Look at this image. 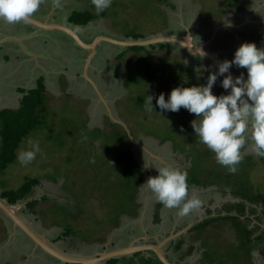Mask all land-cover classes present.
Masks as SVG:
<instances>
[{"label":"rangeland","instance_id":"1","mask_svg":"<svg viewBox=\"0 0 264 264\" xmlns=\"http://www.w3.org/2000/svg\"><path fill=\"white\" fill-rule=\"evenodd\" d=\"M179 1L184 9L179 8L169 20V30H173V33L177 32V35L185 37L187 29L190 28L192 42L202 44L211 38L208 49L219 53L228 52L224 54L226 58H233L236 49L245 42L255 43L258 48H264V38L259 37V33L264 32V0ZM155 2L165 4V0H112L110 8L105 10L111 16L108 22L109 29L119 36H129L131 39H135L136 36L150 38L159 33L158 31L165 30L168 27L166 16ZM183 12L188 20H183L181 15ZM214 31L217 35L211 37ZM129 48L134 49L125 47V56L128 52V59L121 58L116 63L118 68L114 69L111 61L112 69L101 67L102 85L99 86L101 93L84 83L82 65L73 63L71 69L67 71L62 63L49 71L47 81L50 80L51 83L46 90L49 99L45 104V111L40 113L47 118L48 127L31 131L29 136L22 139L16 152L18 154L21 148H30L29 140L38 143L40 151L30 164L22 165L17 159L7 166L0 176V182L4 183L8 191H16L30 180L38 181L26 199L38 194L39 190L40 194L48 198L49 202L42 203L36 210L42 211L41 218L51 227L56 221L65 225L70 222L72 226L84 229L86 234H90L101 228V224L94 220V216L100 219L104 217L101 207L105 208L106 204L109 209L115 210L119 206L121 201L115 193L119 190L118 183H121L123 176L125 177L126 169L117 164L111 166L119 159L107 150L120 151L125 157L127 148H130L135 160L143 167L146 166L144 160L149 153L155 158L151 159V170L167 166L185 172L191 165V158L188 155L192 154L176 151L174 143L169 141V136L177 137L178 134L179 150L183 151L188 146L194 154L199 149L203 152L207 149L206 145L191 135L193 128L190 122L195 119V114H190L184 108L178 112L163 111L156 105V97L164 93L167 99L171 90L177 86L206 84L209 74L218 71L216 66L200 55H189L177 43H166L163 47L156 44L139 46L137 52L136 50L131 52ZM108 56L112 58L110 54ZM76 69L82 76L76 83L70 82L67 76L71 77ZM222 79L223 77H218L212 89L216 95L226 93L220 86ZM148 95L153 96L150 111L145 106ZM111 116L120 119L124 124ZM110 123L116 124L124 131L129 141L120 138L118 143L115 142L109 133L113 129ZM124 125L138 144L132 142ZM99 128L107 135L97 140L93 134ZM90 140L92 142H88ZM2 143L0 141V147ZM93 147L103 150L106 148L105 154L102 156L101 150H98L96 155V149L93 150ZM100 154L101 156H98ZM243 154L255 158L250 171V181L256 186L262 185L264 165L258 160L260 156L253 151L250 139ZM101 157L107 162L106 172L117 173L119 182L111 175L112 173L109 174L105 181H102L104 188L98 192L97 197L95 185H91L89 179L92 174L94 175L93 171L99 165ZM213 167L218 172L228 171L226 166L217 162H213ZM157 175L153 173L152 177ZM52 178H57L58 181L51 182ZM147 180L148 177L139 185L140 194L137 198L143 214L135 219H125L117 235L121 242L131 240L133 235L129 233L139 232L140 228L152 230L154 236H158L155 232L159 230L169 233L173 230H182L187 224H193L195 219L206 218L207 208L215 215L229 202L236 201L228 192H222L215 187H193L191 197L198 199L200 205L185 215H178V208L169 209L158 202L155 194L145 185ZM86 196L92 200L87 198V203L80 204L79 200ZM24 200L19 201V204ZM44 209L46 213H43ZM157 209L160 210V217L164 221L159 228L153 223V215ZM70 211H73L74 216H70L72 214ZM55 226L53 228L57 230L54 233V240L61 248L86 255L98 253L101 248L100 239L106 235L102 234L98 240L91 242L84 241V244L78 237L57 239L56 237H60L65 229ZM188 238L197 246L210 245L213 247L214 256L222 255L227 264L245 262V256L237 255L239 243L236 232L227 222H216L202 232L189 234Z\"/></svg>","mask_w":264,"mask_h":264},{"label":"crops","instance_id":"2","mask_svg":"<svg viewBox=\"0 0 264 264\" xmlns=\"http://www.w3.org/2000/svg\"><path fill=\"white\" fill-rule=\"evenodd\" d=\"M190 1L188 3H190ZM192 1L195 2V0ZM155 3L157 6H160V11L166 16L167 22H169L179 8L181 10L184 9L179 0H165V4ZM83 15H89V21L86 25L77 24L79 20L78 17L81 19ZM181 15L183 16V20H188V18L184 17V12ZM114 16H116V14H114ZM30 18L37 22L31 23L27 21L9 24L0 21V113L6 110H20L24 98L29 95L30 91L38 87L41 80L45 87L44 93L49 99L46 90H48L47 86L51 82L50 80L47 81V74L49 71H52L53 68L55 69L58 64L62 63L64 66L63 68L67 71L71 69L70 66L73 63L84 66V83L89 84L91 87L93 86L95 90L101 93L99 86L102 85V68L106 66L112 69L110 61L114 65V69L118 68L116 63L120 61L121 58L125 57L128 59V52H126L127 54L125 56V47L145 46H123L114 41H108L106 38L119 42L142 41L162 36L184 38V36L175 35L173 30L158 31L159 33L150 36V38L136 36L135 39H131L129 36H119L115 31L109 29L108 22L109 18H111L110 14L108 15V12L105 10L97 13L92 4V0H40L39 8ZM56 25L71 28L80 36L83 42L93 44L95 50L92 51L89 48L80 46L73 37L61 28L55 27ZM190 25L189 23L188 26L190 27ZM187 30V35L191 36L190 28ZM215 31L211 37L217 35ZM161 44L165 45L166 43ZM161 44L156 45L161 47ZM129 50L132 52V50L135 51L136 49L129 48ZM135 52H137V50ZM215 53L219 55V52ZM108 54L112 57L111 59ZM225 59L229 60V57H222L221 60L223 61ZM81 76L82 73L76 69L75 73H73L71 77L67 76V78H70V82L76 83ZM113 76L115 79V75ZM13 163L14 162H11L8 166ZM50 181L53 182L52 179H50ZM5 189L6 187L0 188V198H2L1 196ZM39 191L35 196L28 197L27 199L25 198L21 206L16 207L13 212L31 224L40 233L45 236L48 235L49 237L47 236V238L50 241L55 242V231L53 235L49 234L50 232L48 234L46 233L48 232L47 228H49V224L41 218V211L36 210L44 203L43 200L47 198L44 194H40ZM2 199L7 205H13L9 204L6 197ZM31 201L39 202L33 211L27 208V204ZM162 219L163 218H161V220ZM17 226L19 225L15 223L13 218L0 208V264H61L48 254H39L36 252L38 248L37 245H33L31 252H28L22 257L15 259L11 256L10 251L16 248L13 238L15 236L14 230ZM50 235L52 236L51 238ZM56 238L58 239L59 237L57 236ZM119 244V246L127 245V243L124 242ZM188 246L187 244L185 248L187 249ZM194 246L197 250L190 257L186 258L184 262H181V264H205L202 260L205 252L204 248H202L203 245ZM171 250L173 251V249H169V252ZM169 252H167L168 258L170 256ZM174 254L173 251V255L170 257L176 262ZM149 257L154 256L145 255L137 259L133 258V256H129L126 259H122V261L117 264H144L141 260ZM220 261V257L214 256L211 259V264H216V262Z\"/></svg>","mask_w":264,"mask_h":264},{"label":"trees","instance_id":"3","mask_svg":"<svg viewBox=\"0 0 264 264\" xmlns=\"http://www.w3.org/2000/svg\"><path fill=\"white\" fill-rule=\"evenodd\" d=\"M89 15H83L80 19L78 17L77 24L86 25L89 21ZM260 38H264V32L259 34ZM163 47L164 44H161ZM137 49L138 47H132ZM45 87L43 81L39 82L38 87L35 90L30 91L29 95L24 98L22 107L18 111L6 110L0 113V141L2 145L0 147V175H3L4 170L7 168L8 164L16 161L17 149L19 148L22 139L29 135L33 130H43L48 127V121L45 116H42L40 113L44 112L45 104L48 101L46 94L44 93ZM222 94H226L223 93ZM111 128H113L109 133L114 137L113 140L118 143L119 139H126L129 141L128 135L121 131L120 128L114 124L110 123ZM178 126V125H176ZM93 137L105 138L106 133L103 132L100 128L97 129ZM191 135L196 140L198 139L195 136L194 130H192ZM169 141L174 143L175 149L181 153L189 152L192 155H188L191 158V166L189 170L185 171L187 173V183L190 188L193 187H202L209 188L215 187L222 192H228L231 197L236 199L235 202H229L224 206V209L217 211V214L210 215L205 218L203 221L195 224L190 232H202L208 226L222 221L230 224L231 228L236 232V238L238 240L237 246V255L245 256L244 264H264V183L260 186H256L250 181V171L254 165V157L251 155L243 154L245 146L242 147V159L236 165L235 172L223 173L222 170L219 172L213 167V162L215 161V154L208 148L203 152L199 149L198 152L191 151L187 146L185 150H179V137H170ZM199 142V140H197ZM88 142H92L91 140ZM130 143V142H129ZM96 149V155L98 150H101V154H105L106 148L103 150L101 148L93 147V150ZM112 155H115L117 159L112 165H120L126 169L125 177L123 180H120L121 183H118V191L115 193V196L120 199L121 203L119 206L113 210L109 209L105 204V208L101 207L104 213L102 219L94 216V220L97 223L101 224V228L86 234L84 229L74 227L70 222L59 223L56 221L58 226L64 227V232L60 235L59 239L66 238L68 236L78 237L85 242H91L98 240L102 234H107L112 228H115L120 223L121 215L128 214L135 216L137 213V194L139 191V185L143 179V173L140 165L134 159V153L132 149L127 148L126 156L123 157L120 151L114 152V150H107ZM98 155V156H101ZM264 165V156H260L258 159ZM99 165L95 167L94 175L92 174L90 182L91 185H95L97 190V197L99 191L104 188L102 181L104 182L106 177L111 174L115 177L117 182H119L118 174L111 172L107 173L106 169L108 168L107 162H105L102 157L99 160ZM126 161V162H125ZM246 166L244 167V165ZM251 168V169H250ZM248 169H250L248 171ZM114 179V180H115ZM53 182H57V178H52ZM38 184V181L30 180L27 184L22 186L16 191H8L5 189L3 192L2 198H7L9 204H16L17 202L24 200L31 192L33 186ZM88 187V183H86ZM5 187L4 183L0 182V188ZM91 199L89 196L79 200L80 204L87 203ZM189 197L188 196L186 199ZM92 200V199H91ZM43 202H49L48 198H45ZM38 201H31L27 204V208L30 211H33L34 208L38 205ZM161 206V204H159ZM60 207H62L60 205ZM69 211V210H68ZM95 211V210H94ZM42 213V211H41ZM43 213H46V210H43ZM70 216H74L73 212ZM211 214V211H208ZM101 221V222H100ZM155 222H160L159 212L155 214ZM68 224V225H67ZM186 244V235L180 236L178 239L173 240L169 244V249H173L176 254V263L181 264L184 260L190 257L195 252V246L190 244L186 250H184V245ZM205 245V244H204ZM205 252L203 255V261L211 264V259L214 257L213 247L210 245H205ZM140 255V254H138ZM226 256V255H225ZM221 261L216 262V264H227L224 261V257L219 255ZM140 258V257H138ZM169 259L173 261L174 259L169 256ZM232 259V257H231ZM118 259H112L108 264H114ZM144 264H163L156 257H149L147 259H142ZM213 264V263H212ZM231 264V263H229Z\"/></svg>","mask_w":264,"mask_h":264},{"label":"clouds","instance_id":"4","mask_svg":"<svg viewBox=\"0 0 264 264\" xmlns=\"http://www.w3.org/2000/svg\"><path fill=\"white\" fill-rule=\"evenodd\" d=\"M92 4L100 13L110 8L112 0H92ZM39 6L40 0H0V21L27 22ZM233 66L246 69V78L243 72L234 78L230 73ZM218 77H223L220 86L227 94L213 93ZM156 105L163 111L178 112L184 108L195 114L190 123L199 142L215 154L217 163L235 172L242 159L241 149L249 139L255 154L264 156V48H258L255 43H242L232 60H223L218 71L209 74L206 84L177 86L167 99L160 93ZM145 106L151 110L152 95L147 96ZM28 143L31 147L21 148L17 154L22 165L33 162L40 151L38 143L31 140ZM156 169L158 175L149 177L145 185L158 202L169 209L178 208V215H185L200 205L198 199H186L189 192L186 172L167 166Z\"/></svg>","mask_w":264,"mask_h":264},{"label":"water","instance_id":"5","mask_svg":"<svg viewBox=\"0 0 264 264\" xmlns=\"http://www.w3.org/2000/svg\"><path fill=\"white\" fill-rule=\"evenodd\" d=\"M28 22L36 23L37 21L33 20L32 18L28 19ZM55 27L61 28L63 31L68 33L73 39L82 47H86L91 49L92 51L95 50L93 47V44H85L80 36L71 28L64 27V26H58ZM108 41H114L115 43H119L123 46H135V45H152V44H161V43H177L181 46H183L185 49H187L191 54L195 55H201L204 57H207L209 60H211L217 67L222 60L218 57L216 53H213L209 51L207 48H205L204 44L202 45H195L190 42L189 37L187 38H178L173 36L168 37H154L151 39H146L142 41H125V42H119L112 40L110 38H106ZM231 75L235 78L236 76H239V74L235 73L230 69ZM227 75V73L225 74ZM113 119H115L113 116H111ZM119 123L124 124L123 121L120 119H115ZM130 139L133 143L138 144L133 136L131 135L130 131L128 130L127 126L124 125ZM18 205H7L5 201H3L2 198H0V208L5 211L8 215H10L15 223H17L24 231L27 233V235L34 241L35 245H37L39 248H41L45 253L53 257L54 259L58 260L61 264H106L107 260L119 258L125 255L133 254L135 252H146L150 251L153 252L156 257L161 261L163 264H178L174 261H171L166 253L165 247L174 239L178 238L183 233L187 232L193 225H188L184 230H181L177 233H172L169 237L157 242V243H140V244H134L133 242L130 243V245L126 247H119L114 249H106L100 253L90 254L86 255L84 253H78V252H71L67 251L65 249H62L60 245L57 242L50 241L47 236L40 233L35 229L31 224H29L27 221L23 220L18 214L13 212V210L16 209V207L21 206V204L16 203ZM264 227V226H263ZM148 236H146L147 238Z\"/></svg>","mask_w":264,"mask_h":264},{"label":"flooded vegetation","instance_id":"6","mask_svg":"<svg viewBox=\"0 0 264 264\" xmlns=\"http://www.w3.org/2000/svg\"><path fill=\"white\" fill-rule=\"evenodd\" d=\"M166 31L167 30H169V22H168V27H167V29H165ZM170 31V30H169ZM177 32H175L174 34L175 35H177L176 34ZM177 36H179V35H177ZM189 36V39H190V42L192 43V44H195V45H202V44H204V46H205V48H207L208 49V47H210L209 46V43L212 41L211 40V38H210V40H208V41H205L204 43H202V44H196L195 42H192L191 41V36L190 35H187L186 37H184V38H187ZM208 37V36H207ZM181 48H184L183 46H181ZM185 49V48H184ZM187 52H188V54L190 55L191 53L187 50V49H185ZM209 50V49H208ZM209 51H211V50H209ZM211 52H215V51H211ZM228 53V52H227ZM217 55H218V53H216ZM224 54L225 53H219V55H218V57L220 58V59H222V57H224ZM229 54H231V53H229ZM192 55H195V54H192ZM201 56V55H200ZM202 57H204V56H202ZM205 59H207V60H209L207 57H204ZM233 58H230L229 57V60H232ZM209 61H211V60H209ZM212 62V61H211ZM212 64L213 65H215L213 62H212ZM216 66V65H215ZM216 68L218 69V67L216 66ZM231 70L232 71H234L235 73H237V74H241V72H243L244 73V70L246 71V69H243V68H237V67H235V66H233L232 68H231ZM245 74V78H246V76H247V71L244 73ZM152 138V137H151ZM155 139V138H154ZM163 142H167V141H163ZM245 146V148H246V146H247V142H246V144L244 145ZM245 148H244V150H245ZM243 150V151H244ZM177 151V150H176ZM146 154V153H145ZM134 159H136L135 158V155H134ZM151 159H155V158H152L151 156H150V154L148 153V154H146V158H145V162H146V167H143V165L139 162V161H137V163L140 165V167H141V170H142V173H143V179H142V182H144L145 181V178H149V177H152L153 176V173H156V175L158 174V171H157V169L155 168V169H153V170H151L150 169V164H151V162H152V160ZM191 166V165H190ZM190 168V167H189ZM189 168L187 169V170H189ZM141 182V183H142ZM140 183V184H141ZM191 191H192V188H190V191H189V197L190 198H194V197H191ZM59 194V193H58ZM57 194V195H58ZM140 194V187H139V191H138V194H137V198H138V195ZM18 203V202H17ZM136 203H137V213H136V215L135 216H131V215H126V214H123V215H121V218H120V223H119V225L117 226V227H115V228H112L106 235H105V238H103V239H100V243H101V248H100V250H98V253H100V252H102V251H104V250H110V249H114V248H119V247H126V246H128V245H130V243H134V244H140V243H151V242H153V243H157V242H159V241H161V240H163V239H165V238H167V237H169L172 233H177V232H180L181 230H177V231H175V230H173L172 232H164V231H162V230H159V231H157V232H155V233H157L158 234V236H154L153 235V231L152 230H150V229H141L140 228V230H139V232H136V231H134V232H130L129 233V235L131 234V235H133V237L131 236V240H129L128 242H124V243H127V245H124V246H119L120 244L119 243H121V241L120 240H118V238H117V235L120 233V231H121V229H122V226H123V222L125 221V219H127V218H131V219H135L136 217H139L140 215H142L143 214V210H142V207H141V205L139 204V202H138V199L136 200ZM158 207L160 208V206L158 205ZM204 208H207V206H204ZM157 211L158 212H160V210L159 209H157ZM156 211V212H157ZM207 211H210V210H208V208H207ZM212 211V210H211ZM70 212H73V211H70ZM145 212H146V209H145ZM145 212H144V215H145ZM156 212L154 213V218H153V223H154V226H157V228H159V226H161L162 224H163V219L161 220V218H160V222H155V214H156ZM210 215H213V212H211V214L210 213H207V215H206V218L207 217H209ZM159 217H160V213H159ZM205 217V216H204ZM205 219V218H204ZM203 219V220H204ZM203 220H199V219H195L194 221H193V224H190V225H195V224H197L198 222H200V221H203ZM127 221V220H126ZM56 225V224H55ZM55 225H53L52 227L51 226H49V228H47V231L48 232H46L47 234L49 233V234H51V235H53V233H54V229L55 228H53ZM57 226V225H56ZM55 226V227H56ZM188 226V224L186 225V227ZM192 226V227H193ZM185 227V228H186ZM191 227V228H192ZM184 228V229H185ZM190 228V229H191ZM184 229H182V230H184ZM190 229L187 231V232H185V233H183L182 235H186V244L184 245V248H185V246L188 244V245H190V244H192L191 242H190V240H189V238H188V236H189V234H191V233H193V232H190ZM155 230V229H154ZM15 236H14V240H13V242H14V245H16L15 247V249L13 250H11L10 252H11V256H13L15 259H17L18 257H22V256H24V255H26L28 252H31V250H32V247H33V245H35V243H34V241L27 235V233H25V231L20 227V226H17V228H15ZM160 231H161V234H160ZM45 232V231H44ZM50 235V238L52 237ZM182 235H180V236H182ZM48 236V235H47ZM146 236H148L147 238H146ZM179 236V237H180ZM49 237V236H48ZM178 237V238H179ZM178 238H176V239H178ZM176 239H174V240H176ZM173 241V240H172ZM56 242V241H55ZM83 243H84V241H82ZM86 243V242H85ZM84 243V244H85ZM170 244V243H169ZM169 244L165 247V250H166V253L167 252H169ZM194 245V244H193ZM118 246V247H117ZM38 249V250H37ZM36 249V252H38L39 254H47V253H45L41 248H37ZM197 249L195 248V251H196ZM32 252H34V251H32ZM171 253V255H173V251L171 250L170 251ZM138 254H140V255H138ZM145 255H147V256H156L153 252H150V251H146V252H135V253H133V254H129V255H125V256H122V257H119V258H114V259H118V261L116 262V264L117 263H119L120 261H122V259H126L127 257H129V256H133V258H135V259H137L138 257H140V256H145ZM175 256L174 257H176V254H174ZM26 257V256H25ZM110 260H112V259H109V260H107V264H108V262L110 261ZM185 261V260H184Z\"/></svg>","mask_w":264,"mask_h":264}]
</instances>
